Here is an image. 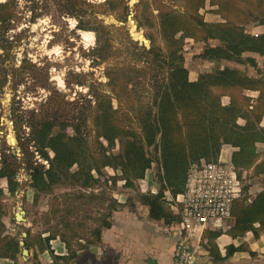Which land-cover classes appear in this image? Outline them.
Wrapping results in <instances>:
<instances>
[{"label":"rangeland","instance_id":"1","mask_svg":"<svg viewBox=\"0 0 264 264\" xmlns=\"http://www.w3.org/2000/svg\"><path fill=\"white\" fill-rule=\"evenodd\" d=\"M6 1L0 0V3ZM16 1L11 22L0 23V156L18 157L15 167L19 172L17 180L20 187L17 193L11 194L7 192L6 182H0L1 187L7 189L0 200L5 213L0 223V245H6L11 238L22 241V234L30 231L29 256L20 253L14 264H54V257H66L71 250L80 251L90 246L94 230L101 227L102 220L110 214V207L115 202L121 208L120 201L127 200L128 204L131 200L136 201L140 195L151 194L147 183L150 184L152 180L157 183L160 191L168 187L160 182L159 173L163 175V171L158 164L157 154L150 149L149 156L154 161L146 172L150 182L145 178V182L137 180L128 192L124 188L121 170L104 168L101 173H96L98 184L91 189L83 188L80 182L71 180L54 186L49 194H41L36 198L28 172L25 171L26 159L17 142L15 121L21 124L32 118L38 121L53 119L59 123L66 120L80 125L92 153L98 155L100 142L97 139L95 119L102 111L97 110V104L99 100H111L116 112L115 119L123 128L137 131L141 112L151 103L156 85L165 76L147 60L139 58L135 48L128 45V39L132 38L139 46L149 50L151 44L146 35L152 34L167 50L159 29L139 28V14L146 11V6L142 5L149 4L148 8L153 9L154 15H158L157 9L166 7L183 15L188 11L183 0H122L129 7L128 20L124 22L121 0H113L116 4L110 8L104 6L105 0H89L96 6L86 9L93 14L87 16V19H97L107 26L106 30L99 32L103 50L97 49L96 33L85 34V31L77 28L76 19L61 10L70 0H33V3L28 0ZM245 1L234 0L247 13L257 11L255 7L262 6L256 4V0L253 4L250 0ZM100 4L102 6H98ZM198 15L208 24L227 23L218 13V7L211 6L210 0L206 1ZM247 19L244 17L242 24L246 33L254 36L264 34L263 26ZM207 45L218 46L220 43L213 40L205 43L190 37L184 40L181 54L191 80L203 73L213 72L217 67L241 69L250 77L258 76V70L250 65L231 63V66L226 67L221 62L202 60L201 55ZM263 63L264 58L259 56L258 69L263 68ZM246 95L252 94L249 92ZM229 101L225 97L222 104ZM68 133L74 135L72 129ZM10 135L12 140L9 139ZM125 140L122 137L117 141L115 153L123 150ZM256 154L259 156L257 163L264 170V148ZM39 163L48 167L45 162ZM73 171H77L76 166ZM242 179L243 187L248 188L249 201L264 192V172L261 170L244 172ZM114 180H117L116 184ZM19 208L25 211L26 222L15 221V215L20 213ZM235 224L234 218L225 230L233 228ZM49 235L54 240L47 250L51 255L48 262L43 256L47 251L43 252L42 247L45 246L43 240ZM58 245L65 247L64 256H60L58 250H53ZM256 264H264V259Z\"/></svg>","mask_w":264,"mask_h":264},{"label":"trees","instance_id":"2","mask_svg":"<svg viewBox=\"0 0 264 264\" xmlns=\"http://www.w3.org/2000/svg\"><path fill=\"white\" fill-rule=\"evenodd\" d=\"M28 1L33 3V0ZM206 1L183 0L188 11L185 15L170 7L157 9L158 15H154L153 9L148 8L150 5L143 3L146 11L139 14V28L159 29L167 50L163 49L158 38L152 34L146 35L151 44L149 50L139 46L132 38L128 39V45L131 44L135 48L139 58L147 60L165 76L156 85L151 103L141 112L137 131L123 128L115 119L116 112L111 100L105 102L99 99L97 110H101L102 114H98L95 119L97 139L100 142L98 155L92 153L80 125L66 120L59 123L60 121L53 119L38 121L32 118L21 124L15 121L17 142L26 159L25 171L28 172L30 186L35 191L36 198L41 194H49L54 186L71 180L80 182L83 188L91 189L98 184L92 172L95 170L101 173V170L107 167L121 170L125 186L134 187V182L144 179L146 172L152 167L154 161L149 156L150 149L157 154L158 164L163 171V175L162 172L159 173L160 182L167 185L174 198L185 191L190 164L202 159H217L223 145H232L239 149L233 155V163L240 171L241 177L244 172L250 170L264 172L262 165L257 163L259 156L256 154L257 144L264 143V128L259 126L261 117L264 116V63L263 68L258 69L255 59L244 57L247 53H253L264 58V34H248L242 25L246 17L247 20L264 26V0H256V4L262 6L255 7L257 11L248 13L234 0H210L211 6H217L218 13L227 21L220 24H208L198 15L199 10L205 7ZM16 2L7 0L0 3V23L11 22ZM121 2V16L126 22L129 7L122 0ZM250 2L253 4L254 0ZM115 4L113 0H105L104 6L110 8ZM95 6L96 4L89 0H70L61 10L67 11L69 16L76 19L77 28L85 31V34L96 33L97 49L104 50L99 32L106 30L107 26L97 19H87V16L93 14L88 13L86 9ZM197 34H200V37H197ZM188 37L200 39L205 43L212 40L220 43L215 47L207 45L201 55L202 60L210 63L228 61L250 65L258 70V77L252 78L237 69L221 70L217 67L213 72L201 74L196 82H191L190 73L184 65L185 59L181 54L184 40ZM249 91L258 92V98L253 101L246 95ZM225 97L230 99L226 106L222 104ZM239 119L246 122L245 126L238 124ZM69 129L73 130L74 135L68 133ZM122 137L126 139L123 142V150L115 153L116 143ZM9 158L14 162H9ZM17 158L15 155L0 156V179L8 178L12 182L11 193L20 187L17 180L19 172L15 167ZM39 162L47 163L48 167ZM75 166L77 171H73ZM116 181L114 180L115 184ZM247 191L248 188L244 187L243 197L234 204L233 217L236 224L232 233L245 237L252 232L258 239L264 233V192L249 201ZM4 195L3 189L0 188V200ZM136 201L149 208L150 218L153 220L164 221L168 225L178 224L180 221L179 215L170 210L163 190L157 195H140ZM132 202L134 201L131 200L130 203ZM116 204L115 202L110 207V214L102 220L101 227L94 230L89 245L99 243L103 230L111 226L109 219L118 208ZM4 216L0 203V223ZM30 236V231H27L24 241L28 251L31 249ZM219 236V233L206 235L208 249L215 263L222 261L214 244V240ZM52 240L54 237L51 235L43 240V252L50 249ZM19 242L11 238L7 243L13 246L16 256L21 253ZM247 250L244 245L236 249L237 252ZM78 252L71 250L66 257H54V264H73Z\"/></svg>","mask_w":264,"mask_h":264},{"label":"crops","instance_id":"3","mask_svg":"<svg viewBox=\"0 0 264 264\" xmlns=\"http://www.w3.org/2000/svg\"><path fill=\"white\" fill-rule=\"evenodd\" d=\"M211 46L215 47L213 45ZM244 56L253 58L256 61L259 58V55L253 53H247ZM221 63L225 64L227 67L235 62L223 61ZM220 69L224 70L225 68L222 67ZM239 71H241V69ZM251 77L257 78L258 76L255 77L251 75ZM198 78L199 77L195 80L190 79V81L196 82ZM249 92L252 94V97L249 95L247 96L254 98V100L258 98V92ZM229 103L230 101L224 105L226 106ZM240 121H243V123H240ZM238 124L243 127L246 122L239 119ZM259 126L264 128V116L261 117ZM256 147V153H260V150L264 148V144H257ZM238 151L239 149L232 145H224L220 156L232 159L234 153ZM224 153L227 155L224 156ZM220 156H218V158ZM107 169L111 170L113 168L107 167ZM96 173L98 172L94 170L92 176L97 179L98 176ZM145 179L148 181L149 177L145 175ZM143 180L144 179H142L141 182H145ZM1 181H5L8 187L7 191V189H3L0 185L4 194H6V191L11 193V181L8 178L0 179V182ZM148 182H150V180ZM124 185H126L125 181ZM147 185L150 186L151 194L157 195L160 192V188L158 189L157 183L153 180L150 184L147 183ZM124 188L127 192L130 190L126 186ZM18 191L19 189L11 194H15ZM167 192L172 195L169 188H167V190H163L164 198ZM34 194H36L35 191ZM120 204L123 207L121 206V208L113 212L110 219L111 226L103 230L101 241L90 245L86 250L79 251L78 257L73 264H173L176 244L181 235L180 226L177 223L168 225L165 224L164 221L151 219L149 208L138 201L129 202L127 204V200H125L120 201ZM213 233L220 234V236L214 240V244L218 248L222 259V261L218 263L214 262L210 250L208 249V238L206 235ZM197 241L198 238L194 240V244H196ZM243 245L247 246L248 250L237 252L236 249ZM53 250H58L61 254L60 256H64V251H66L65 247L60 245L53 248ZM252 253H254V255ZM43 256L47 261L49 257L51 258L50 252L48 251ZM261 259H264V233L261 234L258 239L255 238L252 232L248 233L245 237H238L232 233V227L228 230L206 232L201 239L200 249L198 250V264H256ZM16 260L17 256L11 244L0 245V264H14Z\"/></svg>","mask_w":264,"mask_h":264},{"label":"built area","instance_id":"4","mask_svg":"<svg viewBox=\"0 0 264 264\" xmlns=\"http://www.w3.org/2000/svg\"><path fill=\"white\" fill-rule=\"evenodd\" d=\"M243 189L240 171L231 158L202 159L189 166L185 191L175 198L167 192L164 198L180 217L181 235L173 264H198L202 237L206 232L225 230L234 221L233 207L243 197Z\"/></svg>","mask_w":264,"mask_h":264},{"label":"water","instance_id":"5","mask_svg":"<svg viewBox=\"0 0 264 264\" xmlns=\"http://www.w3.org/2000/svg\"><path fill=\"white\" fill-rule=\"evenodd\" d=\"M19 211L22 215V218L19 220V213H18L16 214V221L25 222L26 221L24 218L26 214L25 211H23L21 208L19 209ZM22 236H23V240L20 242V251L23 254V256H29V251L25 248V242H24V239L27 237V233H23Z\"/></svg>","mask_w":264,"mask_h":264},{"label":"bare ground","instance_id":"6","mask_svg":"<svg viewBox=\"0 0 264 264\" xmlns=\"http://www.w3.org/2000/svg\"><path fill=\"white\" fill-rule=\"evenodd\" d=\"M9 139L12 140L13 137L10 135V136H9ZM21 218H22V215H21V213H19V220H20Z\"/></svg>","mask_w":264,"mask_h":264}]
</instances>
